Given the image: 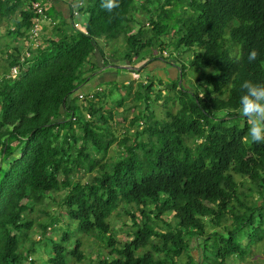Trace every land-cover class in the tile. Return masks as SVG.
<instances>
[{"label":"trees","instance_id":"1","mask_svg":"<svg viewBox=\"0 0 264 264\" xmlns=\"http://www.w3.org/2000/svg\"><path fill=\"white\" fill-rule=\"evenodd\" d=\"M24 1L0 0L8 34L24 36L36 17ZM40 2L52 17L53 5ZM101 3L81 0L84 31L71 27L70 13L52 23L53 36L30 60L11 57L0 68V264H33L29 255L37 242L44 244L46 264H228L234 258L244 264L247 255L259 258L264 143L251 141L247 116L242 127L225 125L223 117H239L244 81L264 85V0H117L111 12ZM136 9L147 11L149 29L134 18ZM168 35L193 51L191 69H213L204 90L182 88V65L163 86L165 94L146 80L128 96L110 100L113 92L90 91L78 104L89 70L100 68L95 51L103 60L109 43L122 38L112 56L123 49L122 60L132 63ZM252 50L257 58L249 61ZM13 67L18 75L9 77ZM160 100L164 116L157 121L147 110L149 101ZM119 108L123 120L137 113L122 133L115 132L113 117ZM217 112L224 116L217 119ZM113 145L118 161L108 155ZM116 219L126 227L118 229L126 240L116 238ZM251 242L255 249L246 254ZM84 247L97 253L95 261L86 259Z\"/></svg>","mask_w":264,"mask_h":264},{"label":"rangeland","instance_id":"2","mask_svg":"<svg viewBox=\"0 0 264 264\" xmlns=\"http://www.w3.org/2000/svg\"><path fill=\"white\" fill-rule=\"evenodd\" d=\"M151 5H153L154 7L157 6L156 3H154V4L152 3ZM75 6H76V4H73L74 9H75ZM166 9H168V8H166ZM51 15H52V13H51ZM133 16L136 20H138L140 23L145 25V27H146L145 29H149L151 27V25L148 24L149 20H148V15H147L146 10L141 11V9H136ZM59 21L60 20L58 19V22ZM77 21L80 23V25L83 28V26L85 25V22H86V17L83 14H80V18H78ZM44 25H45V22H41V26L43 27ZM70 25H71V23H70ZM139 25L140 24L134 25L135 31ZM176 38H177L176 36L172 37L170 35H168L166 37H162L159 40L154 41L149 47H147V48H145L139 52V56L135 59L136 60L135 66L138 68V70H136V71L139 74L138 79L135 77L133 78L132 75L130 74L132 70L129 71V69L126 68V65L131 67V68L133 66L129 63H126L125 66L120 67V69L114 70V72H112V74H108L107 78L110 79L111 82L110 81L103 82V81H99V80H97V81H99V82H97L96 78L94 77V74L92 76L93 71L95 73L98 71L97 67H95L94 70H89L88 76L90 78H88V80L85 84L80 86V89H78V90H81V91L78 92V94L81 96H84V94L82 95L81 93H84V92L90 93V91L93 93V91H96V92H101V93L104 92L103 94H105V93L108 94V93L113 92L110 100H113V99L115 100V98L120 96V93L122 96L126 93V95L128 96L129 94H128L127 90H131L132 92H134L137 89L142 88L141 85L145 84L146 80H152L155 83V86L153 88L154 92H156L159 89H163L162 93L165 94V92L167 90L163 86H166L168 79H172L173 81L176 79L175 74L173 75L172 71L174 69L178 73V68L182 67V65H184L186 68L185 69V76H184L183 80L182 81L180 80L178 82V83L182 82V88L187 92H190V90L196 91V89L204 90V85H203L204 78L206 75L212 73L213 69H207V70L191 69L189 67V61L192 57L193 51L185 49L184 47H177L176 46ZM103 41L101 44H103ZM123 41L124 40L122 38H119L116 43H109V46L106 49L103 46V48L105 49V54L110 56L109 57L110 63H112L113 65H119L123 62V60H122L123 59V49L121 50L122 47L120 48L121 51H118V53L114 56V58L112 56V51L114 50L113 46L115 44H118L119 46H123V44H124ZM160 43H164L162 49L160 47ZM192 50L197 51L196 48H192ZM94 53L96 55H94L95 57H93L92 59H94V61L96 62V65L98 67H100V66L103 67L102 63H101L102 59L100 58L98 51H95ZM3 66H4V64H3ZM5 71L6 70H4L3 73H1V76L4 75ZM132 79H137V80H132ZM160 80L162 83L159 85ZM125 82H127V83H125ZM128 83L132 87L128 88V86H126ZM116 86L119 87V91H117L115 89ZM201 93L203 94V91H200V95H202ZM79 95H78V99H79L78 104L80 105L82 102H84V97L79 98ZM142 98L145 100V97H142ZM144 100H141V102H144ZM106 101L109 104V101L107 100V98H106ZM160 103H161V100L157 101V102L149 101V105H148L149 111L147 110V113L152 111L151 114H153L152 116L157 121H160V119L164 116V112L162 110L163 108L159 105ZM141 105H142V107H144L143 104H141ZM236 113L239 114L238 118L233 117V118H230L229 120H227L226 117H223V120L225 121L224 122L225 125L229 126V125L235 124V125H238L239 127H242L244 125V119H245L244 117H246V115L243 112V107H239L236 110ZM134 114H137L135 110L133 112H129V116L127 117V119L123 120L121 118L122 109L119 108V109L115 110V113H113L114 122L116 124L115 132L116 133H122L123 126L127 125L128 120H130ZM144 114H145V111H144ZM215 115L217 116L216 118L219 119L220 116H224V112H217ZM98 123H99V121L96 120V124H98ZM247 123L251 127V121L248 119V117H247ZM130 128H131L130 129L131 132H133L134 128L133 127H130ZM244 140H247V138H244ZM90 148H91V146H88V149H90ZM117 149H118L117 146L113 145L108 151V155L110 157L114 158L116 161H118V159H120V156L116 155ZM0 159H1V157H0ZM3 164L5 165L6 169L9 167V162L4 161ZM89 181H90V179L88 177H86V179L84 180V182H89ZM168 217L170 218V216H168ZM169 218H168V220L170 221ZM126 222H127V226L130 225L129 220H126ZM121 226H122L121 220H119V219L114 220L113 230H117L115 233L116 238L119 239L120 241H123V240H126V237H125L124 233L121 232V229L118 231V229L121 228ZM122 228L125 229L126 227L122 226ZM212 229H213L212 226L207 224L206 232L209 233ZM216 231H219V229H216ZM245 237L246 238L241 241L242 246L243 245L245 246L249 240L248 236H245ZM33 239L35 241H37V239H39L38 235L33 236ZM87 243L89 244V242H87ZM251 244H253V246L251 247V245H249L247 247L248 250H246V254H248L250 251L252 252L255 249L254 243L251 242ZM43 245L44 244L42 242H37L35 244V252L31 253V255H29L31 257V260H32L31 262H33V264H46L47 258H46V255H44L45 253H43V251H44ZM83 249H84V254L86 255V259L87 260L91 259V260L95 261L97 253L96 252H90L86 247H84ZM260 250H262V253L264 254V244H263V246H261ZM102 252L105 253V251H102V250L99 251V253H102ZM262 253L259 252V258H256L255 256L249 257V255H247L246 259L244 261V264H264V257L262 255ZM108 258L110 259V257H108ZM66 261L68 263L71 261V257L68 254H66ZM27 264H32V263L27 262ZM228 264H243V263H242V260H240L239 258H234L232 260H229Z\"/></svg>","mask_w":264,"mask_h":264},{"label":"crops","instance_id":"3","mask_svg":"<svg viewBox=\"0 0 264 264\" xmlns=\"http://www.w3.org/2000/svg\"><path fill=\"white\" fill-rule=\"evenodd\" d=\"M40 1L41 0H35V2H38L41 4ZM42 1L44 4H46L47 2H50L53 5L52 8H53L54 13L52 14V17H50L52 21L50 20L49 22L45 20L41 21V22H45V25L43 27L41 26V22H40L41 31L39 32L38 34L39 36L36 40L31 36V32H30L31 27L25 33L24 36H15L14 34H11V33L8 34L7 32L8 27L6 23L2 22L0 24V68L4 67L3 64L6 65L7 63H9V60H11V57L14 59L18 58L20 62L30 60L33 54L32 52H34L39 47L43 46V44L45 45L46 43L45 41L51 39V37L53 36V30H52L53 24L52 23L54 22L58 23V19L61 21L62 18L63 19L69 18L70 10L73 4H75V2H78L79 0H42ZM24 3H25V6L27 5L26 7H28V5L32 3V1L30 0L24 1ZM18 18L19 16L17 17V19ZM32 20L33 18L31 19V23H32ZM11 29L13 30V27H10V30ZM109 57L110 56L105 54V59L101 60V63L108 62V64L104 67L100 66V68H98V71L96 73H93L94 77L96 78V81L97 80L103 81V82L110 81V79L107 78L108 74H112L114 70L120 69V67L125 66V64L127 63L123 61L119 65H113L112 63H110ZM129 64H131L133 67L131 68L126 65V68L129 69V71L132 70L130 74L132 75L133 78L135 77L138 79L139 75L136 71L138 69H136L137 67L135 66L136 61L134 60L132 63H129ZM18 72H19V68H17V74L12 75L11 70L8 69L7 75L9 77H16L18 75ZM172 73L173 75L175 74V78L178 76V73L176 70L173 69ZM137 79H132V80H137Z\"/></svg>","mask_w":264,"mask_h":264},{"label":"clouds","instance_id":"4","mask_svg":"<svg viewBox=\"0 0 264 264\" xmlns=\"http://www.w3.org/2000/svg\"><path fill=\"white\" fill-rule=\"evenodd\" d=\"M32 3H38V2H32ZM32 3H30L29 5L31 6ZM75 3L77 9L79 6L77 4L80 3L81 5V0ZM50 4L51 3L49 2V5ZM118 6L119 5L117 3V0H102L101 3V7L109 12H111L114 8ZM73 9L74 8L72 6L70 10V13H72V15H73ZM78 14L80 18V13L78 12ZM44 20L47 22H49V20L51 21V19L47 17ZM72 23H73V18L71 20V26ZM256 58H257V52L255 50H252L251 53L249 54V61H254ZM241 87L246 92V95L242 98V103H243V112L251 121V127H250L251 141L254 143H264V85L254 84L251 81H244ZM85 96L87 97L92 96L91 92L88 93L87 95L85 94L83 97Z\"/></svg>","mask_w":264,"mask_h":264},{"label":"built area","instance_id":"5","mask_svg":"<svg viewBox=\"0 0 264 264\" xmlns=\"http://www.w3.org/2000/svg\"><path fill=\"white\" fill-rule=\"evenodd\" d=\"M76 4V3H75ZM77 5H80V3H78ZM31 8L32 10L35 12L36 17L33 18L32 20V26H31V36L36 40L38 38V34L41 31L40 29V22L44 19H46V16L44 14L45 11V7H43L42 5L38 4V3H32L31 4ZM79 18V14L77 12L76 6L75 9H73V23H72V28L74 30H78V31H84V27L82 28V26L80 25V23L77 21V19ZM17 68L18 67H13L11 68V74L12 75H16L17 74ZM92 96H89L88 98H91ZM79 98H83V96L79 95ZM88 117V116H87Z\"/></svg>","mask_w":264,"mask_h":264}]
</instances>
